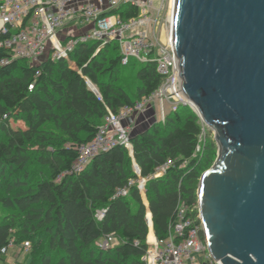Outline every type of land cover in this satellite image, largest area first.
<instances>
[{"label":"trees","instance_id":"obj_1","mask_svg":"<svg viewBox=\"0 0 264 264\" xmlns=\"http://www.w3.org/2000/svg\"><path fill=\"white\" fill-rule=\"evenodd\" d=\"M138 14L127 3L106 15L128 21ZM7 57L0 48V61ZM161 81L152 60L122 66L115 42L80 44L67 61L0 66V205L8 210L0 220V264H145L149 233L142 198L136 187L115 197L137 178L134 167L147 180L149 231L158 240L176 223L178 205L197 207L199 179L213 166L218 148L205 137L196 151L202 125L189 107L179 106L164 123L132 134L131 152L116 146L80 173L62 176L108 111L134 106ZM164 165V174L150 179ZM107 236L119 244L102 251L96 243ZM25 242L29 249L20 258ZM10 243L13 249L2 254Z\"/></svg>","mask_w":264,"mask_h":264},{"label":"water","instance_id":"obj_2","mask_svg":"<svg viewBox=\"0 0 264 264\" xmlns=\"http://www.w3.org/2000/svg\"><path fill=\"white\" fill-rule=\"evenodd\" d=\"M181 87L218 157L198 183L203 233L222 264H264V0H175Z\"/></svg>","mask_w":264,"mask_h":264},{"label":"built area","instance_id":"obj_3","mask_svg":"<svg viewBox=\"0 0 264 264\" xmlns=\"http://www.w3.org/2000/svg\"><path fill=\"white\" fill-rule=\"evenodd\" d=\"M164 1L161 0L155 6L154 0H136L134 3L130 0H0V35L5 37L0 41V48L8 53V57L0 61V66L15 60H25L32 66L40 65L48 59L67 61L80 44L97 42L104 46L115 42L122 66H126L130 59H135L140 64L152 60L156 72L162 78L159 87L134 106L124 107L116 114L108 111L93 139L78 147L76 161L62 176L80 173L95 156L116 146H122L131 152L130 137L136 119L147 111L153 110L155 123H164L166 116L179 106L189 107L197 114L181 87L178 59L172 39L173 9L165 30L160 23ZM127 3L138 8L136 18L122 21L117 16L106 15ZM72 24H89L90 29L85 34L69 36L61 41L58 33ZM199 120L203 132V128L207 127L200 117ZM198 142L197 152L201 147L200 140ZM167 166L158 168L150 179L161 177ZM134 171L137 178L129 180L127 187L118 190L115 197H126L131 187H136L141 198L145 197L147 180L138 175L137 167H134ZM103 214L104 210L98 211L96 218L101 220ZM149 222L151 219L148 220L146 216L148 233ZM153 238L152 243L146 238L147 250L142 257L145 264H222L210 255L198 205L194 209L178 205L176 223L169 228L167 237L158 240L153 233ZM99 241L96 246L102 251L119 244L113 236ZM13 247L10 243L1 253L6 254ZM20 249L26 252L29 243H23Z\"/></svg>","mask_w":264,"mask_h":264},{"label":"rangeland","instance_id":"obj_4","mask_svg":"<svg viewBox=\"0 0 264 264\" xmlns=\"http://www.w3.org/2000/svg\"><path fill=\"white\" fill-rule=\"evenodd\" d=\"M130 1H132L133 3L136 2V0H130ZM160 1L161 0H154V5L158 6L160 4ZM170 14H171L170 0H165L163 3V6H162L161 15H160V23H161L162 29L164 28V30L167 27V21L169 20ZM88 25L89 24H84L85 27H87ZM130 62L137 65V66L141 65L135 59H130ZM153 118H154V116L151 112H146L143 116H140L139 119L136 120V124H135V127L133 128V130L131 132V135L135 134L136 132L143 131V130L149 128L151 125H153L155 123V120ZM11 124L13 127L23 128V124L21 122H18V123L11 122ZM207 134H209V136H207ZM205 137L211 138L213 141H215L214 140V132L211 129L204 127L202 135L200 136V139H199L200 140V146L203 144ZM217 148H218V146H217ZM217 157H218V149L216 151V159H217ZM216 159H215V161H216ZM215 161H214V163H215ZM7 213H8V210L3 208L0 205V220ZM149 234L152 235L151 232ZM149 234H148V237H151V235H149ZM117 241H119V240L117 239ZM24 252L25 251H22L20 258H22V255H24Z\"/></svg>","mask_w":264,"mask_h":264},{"label":"crops","instance_id":"obj_5","mask_svg":"<svg viewBox=\"0 0 264 264\" xmlns=\"http://www.w3.org/2000/svg\"><path fill=\"white\" fill-rule=\"evenodd\" d=\"M90 29V25H88L87 27H85L84 25H74V24H72V25H69V26H67V27H65L64 29H62L59 33H58V37L60 38V40L61 41H63V40H65L67 37H69V36H77V35H82V34H85L88 30ZM147 112H151L152 114H153V116H154V112H153V110H150V111H147ZM145 114V113H144ZM144 114H142V115H139L138 117H137V119H139V117L140 116H143ZM136 119V120H137ZM140 132V131H139ZM136 133H138V132H136ZM142 201H143V204H144V206L146 207V215H145V220H146V216H147V219L149 220V219H151V215H150V213H149V211H148V204H147V201H146V199H145V197L144 198H142ZM147 213H149V215H147ZM151 223L152 222H149V225L151 226ZM12 256H15V254L14 253H12Z\"/></svg>","mask_w":264,"mask_h":264},{"label":"bare ground","instance_id":"obj_6","mask_svg":"<svg viewBox=\"0 0 264 264\" xmlns=\"http://www.w3.org/2000/svg\"><path fill=\"white\" fill-rule=\"evenodd\" d=\"M174 6H175V0H170V8H171V10L175 8ZM172 12H173V10H172ZM150 232L152 233V235L149 234V235H151V237L147 236V240H148L149 243H152L154 238H153V231L151 230V227H150L149 233Z\"/></svg>","mask_w":264,"mask_h":264}]
</instances>
